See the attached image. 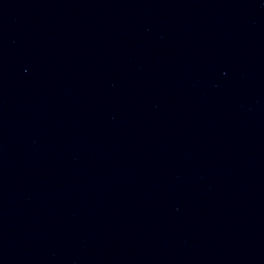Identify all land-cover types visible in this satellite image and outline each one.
Here are the masks:
<instances>
[{
    "label": "water",
    "instance_id": "95a60500",
    "mask_svg": "<svg viewBox=\"0 0 264 264\" xmlns=\"http://www.w3.org/2000/svg\"><path fill=\"white\" fill-rule=\"evenodd\" d=\"M0 264H264V0H0Z\"/></svg>",
    "mask_w": 264,
    "mask_h": 264
}]
</instances>
